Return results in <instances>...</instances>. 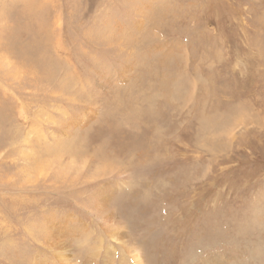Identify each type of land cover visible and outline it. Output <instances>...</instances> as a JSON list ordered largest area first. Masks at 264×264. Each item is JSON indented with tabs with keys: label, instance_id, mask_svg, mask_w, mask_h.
<instances>
[{
	"label": "rangeland",
	"instance_id": "obj_1",
	"mask_svg": "<svg viewBox=\"0 0 264 264\" xmlns=\"http://www.w3.org/2000/svg\"><path fill=\"white\" fill-rule=\"evenodd\" d=\"M131 247L264 264V0H0V264Z\"/></svg>",
	"mask_w": 264,
	"mask_h": 264
},
{
	"label": "bare ground",
	"instance_id": "obj_2",
	"mask_svg": "<svg viewBox=\"0 0 264 264\" xmlns=\"http://www.w3.org/2000/svg\"><path fill=\"white\" fill-rule=\"evenodd\" d=\"M165 83V82H164ZM237 112H239V110L237 109V108H235L234 110H233V112L232 113H237ZM203 118V117H202ZM219 119V118H218ZM218 119L216 118V116H213V117H208V118H206V116L204 117V119H200V120H202L201 122V127H202V129L204 128H207V127H209V126H212V125H214V124H219V125H221L220 123H222L221 121H220V123H219V121H218ZM228 121V120H227ZM217 127V126H216ZM203 129V130H204ZM212 129V128H211ZM205 130H207V129H205ZM204 130V131H205ZM126 250V252L128 253V254H130V258L136 263V264H141L142 263V259H141V255H140V250H138L136 247H131V248H127V249H125Z\"/></svg>",
	"mask_w": 264,
	"mask_h": 264
}]
</instances>
